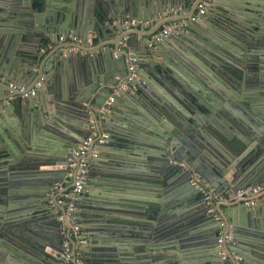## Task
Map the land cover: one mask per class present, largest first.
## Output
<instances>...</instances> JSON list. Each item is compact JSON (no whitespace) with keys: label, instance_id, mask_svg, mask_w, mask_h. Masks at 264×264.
<instances>
[{"label":"water","instance_id":"obj_1","mask_svg":"<svg viewBox=\"0 0 264 264\" xmlns=\"http://www.w3.org/2000/svg\"><path fill=\"white\" fill-rule=\"evenodd\" d=\"M178 1L0 0V264H32L34 258L19 243L39 263L60 264L67 239L74 251L98 257L84 258L89 264H238L233 253L242 256V264H264V206L248 208L253 197H233L242 187L264 183V0H226L217 5L216 15L212 6L204 23L202 18L190 27L204 42V65L169 47L170 38L156 44L146 40L151 54L162 57L145 69L148 78L173 91L186 109L146 83L121 92L101 115L109 96L130 74V52L138 53L145 41L138 42V33H124L111 43L112 49L103 45L90 51V57L67 53L48 76L36 70L34 59L28 64L17 59L19 46L41 36L42 11L50 19L49 32L56 37L57 32L73 33L87 46L90 32L101 37L98 24L105 25L113 14L141 19L145 11L164 14ZM235 45L248 53L244 67L234 62L239 57L230 48ZM41 79L44 85L38 86L36 97H22L11 88L4 92L9 82L34 88L32 83ZM37 107L42 109L38 123L31 116ZM150 114L153 125L142 117ZM103 132L109 137L92 158L89 176L106 175L94 167L117 145L112 155L124 167L120 178L134 185L151 182L163 192L146 200L138 228L129 223L122 230L120 222L110 221L77 246L68 219L49 206V194L57 183H72L68 173L74 150ZM195 178L216 188L224 184L228 202L208 204L194 186ZM93 185L88 179L82 194L88 196ZM228 234L248 241L252 253L228 243ZM125 235L140 239L122 244ZM16 247L18 255L13 256Z\"/></svg>","mask_w":264,"mask_h":264},{"label":"crops","instance_id":"obj_2","mask_svg":"<svg viewBox=\"0 0 264 264\" xmlns=\"http://www.w3.org/2000/svg\"><path fill=\"white\" fill-rule=\"evenodd\" d=\"M201 0H180L177 3H164L165 7L167 4H169V8H167L166 13H158L154 12V10L150 13H146L145 16L141 19H151L152 23H149L147 26L143 25H125L120 22L121 18H124L121 13L119 15L113 14V19L111 21L105 22V25L103 23H99L98 26L101 28L102 36L100 37L97 32L94 30L90 32L89 37V43L88 45H82L80 40H77L78 38L73 37V33H66V32H57V37L55 32H49L47 30L48 27L52 26L50 23V19L44 15V12H41V15H43V22H42V30L40 37H37L36 39H33V41L25 42L22 46H19V56L18 61L22 64H28L31 60L36 61V70L41 71V75L46 74L52 75L55 71V64L57 63L59 57L64 58L66 57L67 53H73L74 55H79L82 58L84 57H90L94 53L90 52L95 49H99L103 45H108L112 49V42L116 40L117 38L120 39L122 34L132 32V33H138L137 39L138 42L145 40L142 47H140V51L138 53H132L130 52V55H136L138 57V69L141 68L139 71V75L142 77V79L150 85V87L156 89L157 91L162 94L163 97H166L164 99L171 100L172 103H176L179 107L184 108V105L182 104V100L179 99L173 91H168L165 87H161L160 84L156 83L148 78V74L146 73L145 69L147 70L150 67V64L155 63L157 60H162V57L160 56H153L151 54V48L146 43V40L148 38H152L155 33H157L159 30H161L165 25L169 24L172 21H179L181 19H185L189 17L191 14H193L196 11V5ZM172 4V5H171ZM219 4H227L226 0H215L213 3V7L215 9L216 15L219 12L218 6ZM39 5V4H37ZM172 6V7H171ZM211 6V7H212ZM220 6V5H219ZM174 7L175 12L171 9ZM210 7V8H211ZM210 8L208 12L210 11ZM207 12V13H208ZM254 13H249V15H252ZM207 15V14H206ZM129 18H138L137 16L129 15ZM207 17L205 16L200 22L204 23ZM139 19V18H138ZM216 21V20H215ZM209 23V22H207ZM213 24V23H211ZM196 23L193 27H196ZM94 26V25H92ZM206 27H209L212 29L211 31L215 32L213 28L205 23ZM210 29H207V31H210ZM46 32H45V31ZM204 33V31H203ZM51 35L52 38L49 36ZM73 35V36H72ZM61 36H65L61 39ZM197 37V33L193 32L188 28L187 30L183 31L180 35H173L170 37V41L172 44L169 46L173 48L176 52H178L181 56L192 60V61H198L202 65L204 63H208V61L204 60L203 54H201L202 49L200 46L204 45L203 40H200V38ZM199 43L201 45H199ZM231 50L235 52V54L239 57L236 60L239 62H242L244 58L248 57L247 51L244 50L243 47H240L238 45H235V47H231ZM27 52H30V55H28ZM120 52H123L122 49L114 51L115 56L120 55ZM172 57H175L173 54H171ZM262 59H264V55L260 54ZM51 58H54L55 63L52 62ZM29 60V62H28ZM210 68H212V64L209 62ZM253 74L254 73H249ZM150 81L152 83H150ZM44 85V81L41 79L40 82L35 83V81L32 83L31 86H36V89L39 88L38 84ZM32 89V87L27 88ZM139 89V88H138ZM38 90V89H37ZM10 86L5 87L4 92H9ZM45 91V90H44ZM38 95V92L34 97ZM169 97V98H168ZM31 116H33V120L37 122L40 116H42V109L40 107L34 108L32 111ZM145 117L146 122L153 125L154 124V118L150 114V116H142ZM153 120V121H152ZM93 121V119H92ZM156 121V120H155ZM126 123V121H124ZM116 123H121L120 119H117ZM129 125H127L128 127ZM107 133V132H103ZM108 134V133H107ZM10 142L14 144V147L17 146L16 149L18 151L20 148H18V143L10 138ZM119 146L116 145V147L108 148L110 153H106L103 156L104 162L99 163L94 167L95 172L100 173L103 169L106 171V175H104L102 178H99V176L92 177L90 176L89 179H91L93 182H95V185L92 186V192L88 194V196H85L84 194L80 195L79 200L77 201V208L75 211L79 213H75L74 219L77 223H79L82 227V235L87 233V239L92 238V236L89 234L93 230L98 228H107V224L112 221L111 224L114 222L118 223L120 222V228L122 230H126V226L130 223L131 226L139 227L140 223L138 222L139 219H145V215H143L142 207L147 204L146 200H155L159 198L162 195V187L155 185L151 182H145L143 184L134 185L131 181H123V179L120 178L118 173L124 172V167L118 166L117 162L114 161V156L112 155V151L119 150ZM4 156V151L0 150V157ZM2 158L0 159V161ZM128 182V183H126ZM211 184V182H209ZM99 184H102L100 186ZM71 184H65L64 188L68 189L70 188ZM216 188V187H215ZM217 191L224 192L225 185L221 184L219 188H216ZM254 199H258V203L254 206H246L248 208H258L264 206V193L259 194L257 196H252ZM117 200V201H115ZM229 199H220L217 200L216 204L219 205L220 202L227 201ZM133 205L132 206H130ZM79 206V207H78ZM224 207V206H223ZM222 207V208H223ZM129 209L131 210V214L126 213L125 210ZM135 221L131 222L130 219H134ZM139 224V225H138ZM138 230V229H137ZM124 233V232H123ZM127 235V233L125 232ZM129 234V233H128ZM123 236L124 242L122 244H126L127 240H133L134 242H137L139 240V237H136V239L131 238L129 236ZM68 240V239H67ZM66 240V242H67ZM240 240L236 241V244H238V247L241 248V250L244 253L250 254L253 251V248L249 246L248 241L247 242H239ZM113 242L115 240L113 239ZM19 243V242H17ZM87 243V241H86ZM235 244V245H236ZM18 246L22 248V250L25 252L26 255H28L31 259L30 260L32 264H41L39 263L38 258L34 257L33 254L29 252V249H24L22 247V244L19 243ZM20 248V249H21ZM15 252H13V256L18 255L17 247L13 248ZM19 249V248H18ZM248 250V251H247ZM250 252V253H249ZM81 258L84 264H89L88 262H85L83 259H92V260H99L98 257L92 256L90 254L86 255L83 252H81ZM235 254V253H233ZM21 255V254H20ZM22 256V255H21ZM20 257V256H17ZM21 258V257H20ZM108 259V257H105ZM29 259V258H28ZM27 260V258H26ZM98 264V263H95Z\"/></svg>","mask_w":264,"mask_h":264},{"label":"built area","instance_id":"obj_3","mask_svg":"<svg viewBox=\"0 0 264 264\" xmlns=\"http://www.w3.org/2000/svg\"><path fill=\"white\" fill-rule=\"evenodd\" d=\"M215 0H201L198 3L196 11L185 19L179 21H172L169 24L165 25L161 30L154 34L151 38L150 44H156L161 41L167 40L173 35H180L183 31L187 30L195 23L199 22L204 18L213 5ZM175 12L174 7L171 9ZM120 22L125 25H143L147 26L149 23H152L151 19H138V18H121ZM73 36V35H72ZM65 36H61V39ZM73 37H76L75 35ZM130 74L127 77L120 87L116 88L109 98L106 101L100 113L102 116L106 115L109 112L110 105L116 100V97L123 91L127 89H138L141 86H145L146 82L142 79L138 72V57L136 55H131L130 64H129ZM40 83L37 85L39 86ZM9 86L14 91H17L22 95V97L34 96L37 93L36 87L32 89H27L24 85H18L14 82H9ZM109 134L103 133L102 136L94 140L92 138H87L83 144H81L78 149L74 150V156L72 157L73 163H71V170L68 173V176L71 178L72 183L70 188L65 189L64 185L66 183H57L54 185L51 190L49 197V206L51 209L59 213V217L62 219L64 216L68 219L71 225V235L76 238L77 246L85 244L87 241L86 237L82 236V227L74 219V212L77 208V201L80 198V195L85 190V185L89 179V173L92 170V158H96L99 154V146L107 141ZM194 186L202 193L203 198L208 204H212L220 199H228V196L224 192L217 191L208 181H205L201 178H195L193 180ZM264 193V183H256L254 185H248L238 189L233 197H252ZM258 203V199H251L246 202L249 206H254ZM219 218V216L217 217ZM228 243L235 245L236 239L232 234L226 236ZM221 241V240H220ZM65 252L62 255V261L60 264H84L81 258V250L74 251L71 246V241L67 240L64 243ZM224 254V253H223ZM234 257L238 260V264L242 261V256L233 254Z\"/></svg>","mask_w":264,"mask_h":264},{"label":"flooded vegetation","instance_id":"obj_4","mask_svg":"<svg viewBox=\"0 0 264 264\" xmlns=\"http://www.w3.org/2000/svg\"><path fill=\"white\" fill-rule=\"evenodd\" d=\"M234 62H235L237 65H239V66H241V67H244V65H243L241 62H239L238 60H235ZM248 70H249L248 67L245 66V71L248 72ZM249 73H250V72H248V74H249ZM250 75H251V74H250Z\"/></svg>","mask_w":264,"mask_h":264}]
</instances>
